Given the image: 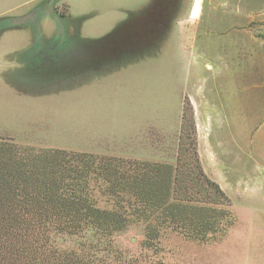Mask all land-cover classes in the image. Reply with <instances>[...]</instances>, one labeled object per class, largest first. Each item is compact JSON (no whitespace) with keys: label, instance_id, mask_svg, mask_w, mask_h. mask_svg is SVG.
<instances>
[{"label":"rangeland","instance_id":"374dc122","mask_svg":"<svg viewBox=\"0 0 264 264\" xmlns=\"http://www.w3.org/2000/svg\"><path fill=\"white\" fill-rule=\"evenodd\" d=\"M49 1L0 0V140L173 165L190 148L225 195L228 233L199 244L167 232L147 247L145 225L132 224L115 246L145 264H264V0H179L167 34L142 48L132 45L167 0H57L76 45L52 69L42 57L55 23L39 25V53L29 23ZM86 243L0 231V264H63Z\"/></svg>","mask_w":264,"mask_h":264},{"label":"trees","instance_id":"16d2710c","mask_svg":"<svg viewBox=\"0 0 264 264\" xmlns=\"http://www.w3.org/2000/svg\"><path fill=\"white\" fill-rule=\"evenodd\" d=\"M3 22L0 18V33ZM17 55L29 63L23 51ZM190 151L183 147L175 165L129 163L0 140V231L26 244L42 231L86 237L84 247L63 264H145L115 246V236L132 224L145 225L147 247L157 246L167 232L199 244L215 242L228 233L234 217L227 225L225 195Z\"/></svg>","mask_w":264,"mask_h":264},{"label":"flooded vegetation","instance_id":"af4514ba","mask_svg":"<svg viewBox=\"0 0 264 264\" xmlns=\"http://www.w3.org/2000/svg\"><path fill=\"white\" fill-rule=\"evenodd\" d=\"M168 2H165L164 7H159L157 8L156 14L152 15V20L150 25V32L148 35L150 37H147L145 33L142 32L141 38L142 41L138 42L135 45H132L133 48H142L146 47L147 44L151 45L153 44L154 41H157L158 39H162V37L167 34L168 32V27L170 25V20L173 18L171 15L172 13H175L174 10L179 6V0L178 2L176 0H167ZM57 0H50L48 4V8L46 10H40V7H38L36 10L37 12L33 11L30 13L29 17V23L30 25L34 24L37 28V32L39 33V39L37 43L31 48V50L35 48H38V53H39V48L41 47L40 45H44V37L41 34V30L38 28L39 25L42 24V20L46 17H50L56 26V31L54 33V36L48 41L50 42L51 46H47V51H46V56L41 57L43 59L44 64L46 63L50 69H52L53 66V60L56 57H60L63 55V51H60L63 49L65 45H69L70 43L71 46H69V49L72 51L75 47L76 44H73V42L70 40L68 36H70L68 29H67V22H68V16L59 12V10L55 7ZM174 8V9H173ZM173 9V10H172ZM35 13H37L36 17ZM43 17V18H42ZM173 21V19H172ZM32 23V24H31ZM68 32V33H67ZM146 36L147 41L143 42V38ZM152 41V42H151ZM131 47V46H130ZM101 59V58H100ZM99 59V60H100ZM101 61H98L100 63ZM96 63V64H98ZM89 72V70H88ZM87 73V72H86ZM52 76V75H51ZM70 77V76H69Z\"/></svg>","mask_w":264,"mask_h":264}]
</instances>
